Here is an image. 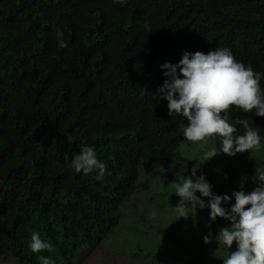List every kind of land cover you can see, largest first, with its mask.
Wrapping results in <instances>:
<instances>
[{
	"label": "trees",
	"instance_id": "1",
	"mask_svg": "<svg viewBox=\"0 0 264 264\" xmlns=\"http://www.w3.org/2000/svg\"><path fill=\"white\" fill-rule=\"evenodd\" d=\"M218 48L264 73V0H0V261L83 264L119 225L143 162L178 158L188 122L157 96L162 65ZM228 117L264 139V117ZM84 144L103 181L71 168ZM33 231L53 251L32 253Z\"/></svg>",
	"mask_w": 264,
	"mask_h": 264
},
{
	"label": "clouds",
	"instance_id": "2",
	"mask_svg": "<svg viewBox=\"0 0 264 264\" xmlns=\"http://www.w3.org/2000/svg\"><path fill=\"white\" fill-rule=\"evenodd\" d=\"M113 2L123 4L125 0ZM56 35L58 46L68 47L63 32L57 30ZM162 69L166 79L157 89V96L160 101H167L171 117L176 115L188 122L183 129L184 139L177 148L178 158L172 162H143L138 182L141 175L146 183L139 184L129 200L121 204L118 210L119 225L103 243L83 248L82 252L87 254L84 262L91 252L105 245L120 229L124 212H134V224L136 208L132 198L135 194L141 196L145 190L149 191V177H155L165 167L172 171L183 167V171L177 172L179 179L173 183L175 195L180 198L179 203L173 207L177 220L187 219L191 215L190 209L195 212L199 209L209 214L213 223L230 221L231 226L221 228L214 237L219 246L215 255L221 250L226 253L216 257L223 264H264V168L257 167L255 170L252 180L257 185L256 188H247L234 177L233 169L227 164L225 156L251 154V150L258 149L261 145L259 131L246 120L230 123L228 112L235 106L255 117H264V90L260 85L264 73H258L251 65L235 60L231 51L224 48L207 54L185 51L179 63L167 62L162 65ZM236 124L242 125L245 130L243 134L234 135L237 133ZM212 141L217 144L213 146ZM261 163L264 167L263 158ZM70 166L83 176L95 173L97 181H103L106 174L110 175L106 164L98 159L96 149L87 144L82 145L79 153L73 156ZM219 168L225 173L226 185L215 175V170ZM152 180L153 178L150 181ZM163 182L166 184V179ZM221 189L226 192L220 191ZM163 197L166 202L174 205L172 195L164 193ZM138 200L136 203L142 205L139 238L135 243L117 249L130 254V258L133 251H136L145 259L151 256L159 264H168L164 258L167 257L165 248L167 243L176 247L175 232L171 230L176 228V224L170 229L163 227V216L157 202L152 200L144 204L141 200H146ZM125 208L128 209L124 210ZM168 236L173 237V242L166 241ZM156 239L167 242L163 249L157 247L161 241ZM212 242L211 233L204 237L205 244ZM234 245L235 251H232ZM28 248L36 254L53 251V245L43 240L35 231L31 233ZM38 259L41 264H55L51 257L39 255ZM79 260L83 261L81 258Z\"/></svg>",
	"mask_w": 264,
	"mask_h": 264
},
{
	"label": "rangeland",
	"instance_id": "3",
	"mask_svg": "<svg viewBox=\"0 0 264 264\" xmlns=\"http://www.w3.org/2000/svg\"><path fill=\"white\" fill-rule=\"evenodd\" d=\"M211 144L215 146L217 143L212 141ZM263 154L264 139H261L260 147L258 149L251 150V154H237L235 157H230L225 154V156L227 164L233 169L232 172L237 181H239L241 185L247 186V188L255 189L257 185L253 183L252 178L257 167L264 168L263 164L259 161L260 155L262 159ZM179 170L183 171V167L175 169L174 171L165 167L163 172L162 169H160L159 173L155 177H149V191L145 190L141 196L135 194L132 198L135 202L136 208V218L134 224V212L132 210L124 212L120 229L116 231V233L105 245L91 252L87 256L84 264H159L154 261L151 256H148V258L145 259L141 254L133 251L132 257L130 258V254L117 249L123 248L127 244L135 243L139 238V233L141 231L140 219L142 215V205L140 203H136L139 201V198L146 200H141V203L144 204H148L152 200L157 202L163 216V227L167 226L170 229V227L176 224V228L171 229L175 232L174 243L176 247H174L173 244L165 242L167 243L165 248V254L167 257L164 256V258H166V263H183L180 259V256L183 255L185 260H191V264H223V261L218 259L216 255H226V253L221 250L215 255L219 246L214 237L219 233L221 228L230 227L231 223L230 221L225 220L223 222L216 221L213 223L209 219V214L199 209L196 212L195 210L190 209L189 211L191 215L187 219L177 220L178 217L174 214L173 207L179 203L180 198L175 195L173 183L176 179H179V173H177ZM215 175L217 179L226 185L225 173L221 168L215 170ZM152 178L153 180L150 181ZM163 179H166V184L163 182ZM144 183H146V181L140 175L138 185ZM220 191L226 192L223 189ZM164 193L172 195L174 205L166 202L163 197ZM127 209L128 208H125L124 210ZM174 220L177 221L173 222ZM147 227L149 228L150 226L147 225ZM151 232L153 233V231ZM157 233L159 232L157 231ZM210 233L212 234L213 242L205 244L204 237L208 236ZM158 237L161 238V236ZM156 240L158 242H164L163 239ZM176 244H178L179 247H177ZM232 251H235V245L233 246ZM174 259L175 261L173 262L172 260ZM155 260L159 261L158 259ZM0 264H17V262L14 258H9L8 260H1Z\"/></svg>",
	"mask_w": 264,
	"mask_h": 264
}]
</instances>
